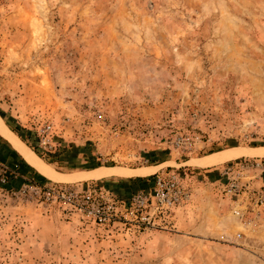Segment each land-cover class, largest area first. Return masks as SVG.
<instances>
[{
	"label": "rangeland",
	"instance_id": "1",
	"mask_svg": "<svg viewBox=\"0 0 264 264\" xmlns=\"http://www.w3.org/2000/svg\"><path fill=\"white\" fill-rule=\"evenodd\" d=\"M0 117L53 171L117 172L33 165L34 182L126 201L175 174L190 191L156 227L99 225L0 172V264H264V206L245 224L222 190L263 187L264 154L202 163L264 148V0H0Z\"/></svg>",
	"mask_w": 264,
	"mask_h": 264
},
{
	"label": "built area",
	"instance_id": "2",
	"mask_svg": "<svg viewBox=\"0 0 264 264\" xmlns=\"http://www.w3.org/2000/svg\"><path fill=\"white\" fill-rule=\"evenodd\" d=\"M51 129L50 123L42 124L37 129L38 144L44 149L50 146ZM250 165L262 166L260 161H254ZM233 169V165L226 166L223 173H231ZM12 171L0 164L1 173ZM239 176L240 173H237L229 178L222 190L225 195L236 202L231 207L232 215L239 221L250 224L253 220L246 217V211L248 207L264 206V186L250 188L241 183ZM27 188H31L35 193H42L47 199L52 198L54 201L68 204L73 210L99 225L121 222L141 228H153L157 226L165 212L190 200V191L175 174L168 177L155 175L153 186L149 190H136L126 201L113 197L100 187L78 189L70 185L37 183L27 180L23 191ZM245 195L249 196L252 201L248 205H240L239 198Z\"/></svg>",
	"mask_w": 264,
	"mask_h": 264
},
{
	"label": "bare ground",
	"instance_id": "3",
	"mask_svg": "<svg viewBox=\"0 0 264 264\" xmlns=\"http://www.w3.org/2000/svg\"><path fill=\"white\" fill-rule=\"evenodd\" d=\"M0 132L6 136L13 146L22 154V156L29 161L32 165L37 167L41 170L44 174L48 175L49 177L55 179V180H73V179H79V178H86L88 176L93 177H103L106 175H111L117 173L114 169L111 170V168H98L94 169L92 171H89L87 173L83 174H67L63 175L62 173L56 172L51 170L46 164L42 162V160L35 155L34 152H32L29 148L25 147L22 142L14 135V133L6 126V124L3 122V120L0 117ZM243 152L253 153V154H264V148H253V149H247V150H240V149H229V150H223L221 152H214L209 154L207 157H205L202 160V163H216L223 161L225 159L234 157L236 155H239ZM90 174V175H89Z\"/></svg>",
	"mask_w": 264,
	"mask_h": 264
},
{
	"label": "crops",
	"instance_id": "4",
	"mask_svg": "<svg viewBox=\"0 0 264 264\" xmlns=\"http://www.w3.org/2000/svg\"><path fill=\"white\" fill-rule=\"evenodd\" d=\"M10 142L11 141L0 134V164L8 169L16 171L18 175L23 177L25 180H30L32 175H34V172L41 174L33 165L24 159L22 154ZM203 157H206V155ZM203 157H199L198 159ZM145 169L147 168H143L141 170L133 169L132 171H144Z\"/></svg>",
	"mask_w": 264,
	"mask_h": 264
}]
</instances>
